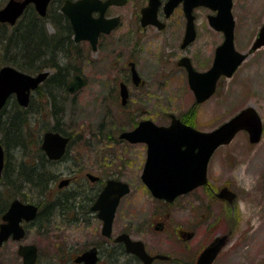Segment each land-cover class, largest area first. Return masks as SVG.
Segmentation results:
<instances>
[{
	"label": "rangeland",
	"instance_id": "obj_1",
	"mask_svg": "<svg viewBox=\"0 0 264 264\" xmlns=\"http://www.w3.org/2000/svg\"><path fill=\"white\" fill-rule=\"evenodd\" d=\"M233 6L235 48L248 52L254 36L264 24V0H233ZM125 11L126 19L131 18L137 11L135 4L130 3ZM96 71L97 68L93 67L89 75L85 73L88 85L73 98L67 96L59 125L74 140L67 161L59 164L58 169L66 173L75 163H82L84 172L100 175L104 179L110 175L128 183L131 191L122 199L116 212L118 216L129 212L137 230L145 224L154 223L156 219L168 225L167 231L175 222H179L185 230H197L194 240L185 245L170 242L172 236L169 232L157 236L152 231L154 233L148 234V241L154 248H161L162 254L190 258L216 234L227 235L231 231L230 242L215 264H264V134L258 144L252 145L248 135L239 132L231 143L218 148L210 159L208 186L185 194L171 204L158 201L150 195L139 177L146 158L145 146L112 144L111 140L103 139L107 135L105 133L128 129L132 122L130 117L120 121L104 120L107 112L101 97L107 93L100 86L104 77L96 76ZM145 91L150 92L147 100L135 102L139 110L135 113H140V121L148 118L156 125H168V114H173L177 118L185 117L198 130L210 131L246 106H252L264 126V47L249 55L231 78L222 80L212 98L201 105L194 106L190 89L181 81L148 87L141 93ZM48 95V92L42 96L36 93L31 99L33 109L42 108L45 111L50 104ZM59 100L57 96L54 98L56 103ZM190 110L193 113L189 115ZM42 123L53 126L49 118ZM224 187L237 195L232 204L215 196ZM49 226L40 231L30 228L21 241L38 248L40 264L58 263L61 257L66 260L68 238L75 234L72 243L79 240V231L69 229L62 221H53ZM19 243L10 240L0 248V264H22L16 249Z\"/></svg>",
	"mask_w": 264,
	"mask_h": 264
},
{
	"label": "flooded vegetation",
	"instance_id": "obj_2",
	"mask_svg": "<svg viewBox=\"0 0 264 264\" xmlns=\"http://www.w3.org/2000/svg\"><path fill=\"white\" fill-rule=\"evenodd\" d=\"M65 1L50 0L46 11L47 17L39 16L41 19L46 17L42 23H44L43 26L45 27L47 37L50 39L48 41L50 49L33 52L29 59L30 63H28L33 72L25 73L32 76L44 72L48 74L43 82L32 92L30 101L34 93L42 96L45 92H51L60 99L59 104L63 106L65 112L67 96H72L73 98L74 95L78 94L80 89L86 87L88 85V79L85 73L89 75L91 73L90 69L96 67V76L104 77V79L100 80V86L107 93L101 97V101L107 112L104 120L112 119V121H120L124 117H130L129 120L132 122V126L128 129H115V131L105 133L107 135L103 139H108L109 142L111 140L112 144H143H133L120 138V135L124 131L134 130L140 121L138 119L140 113H135L139 112L135 106V102L139 99L145 100L150 93L149 91L141 93L142 90L152 86H165L167 83L175 81H181L188 86V68L190 67L198 73H204L210 70L215 65L216 50L224 42V33L217 31L211 25L210 16L214 14L211 7L206 4H198L197 1L194 2L195 4H186L187 0H174V4L172 5L170 1L173 0H158L157 6L149 11L151 17H142V11L149 6L150 0H113V3L108 6H103L101 11L99 9L92 11V19L97 20L101 17L102 23L99 22L98 28L96 30H89V37L75 41V35L69 18L66 14L62 13ZM68 1L74 3L79 0ZM99 1L103 4L108 2V0ZM130 3L135 4L137 11L133 12L131 18L126 19L127 12L125 10ZM30 6L34 9L32 4ZM185 7L191 9V33H188L189 21ZM48 13L50 16H48ZM23 14L24 12L14 25L19 23L20 19L24 16ZM151 18L152 21L154 20L153 22L143 23V21H150L148 19ZM59 20L66 26L64 31L58 25L60 23ZM234 28L233 40H236V23ZM19 60H22V56L19 57ZM152 73H155V75H152ZM77 76L83 79L85 84L73 93L69 90V84ZM57 79L64 81L63 87L54 85ZM224 79H227L225 75L218 78L213 95ZM188 88L190 89L189 86ZM123 91L125 97L122 99ZM194 106H197L195 102ZM41 109L35 108V110L43 111ZM192 113L193 111L190 110L188 114L190 115ZM170 115L168 114V117ZM61 120L62 118L58 121V125ZM54 122L52 119L53 126ZM46 131L40 135V148L43 138L42 135ZM51 131L69 138L66 151L59 160L47 158L42 148L41 150L46 159L56 163L54 169L57 170L58 174L60 173L59 179L55 182L54 190H63L64 195L67 196L68 193L65 190L73 188L72 191L75 194L73 201L75 210L72 213L64 211L62 222L69 229L74 228L79 231L77 233L79 238L77 243H72L75 234L70 235L68 238L70 242L65 245L69 252V254L66 252L67 259L65 260V258L61 257L58 263L54 262L53 264H84L83 262H76L75 260L85 253V251L91 249L96 250V264H144V261L135 253L127 252V244H125L127 238L143 244L145 253L150 258L148 264H197L200 255L219 233L213 236L207 245L197 249L193 256L183 259L169 253L162 254L161 248H154L148 241L150 240L148 234L150 236L152 231L156 232L157 236L165 233V231L169 232L170 236H172L170 242H175V245H179V243L185 245V243L194 240L197 230H185L179 222L173 223L167 231L168 225L156 219L154 223L145 224L143 225L144 227L142 226V228L137 230L134 228L133 216L129 212L128 214L118 216V212L115 211L116 213L111 221L110 231L105 235L103 233L104 223L99 217L98 212L93 211L92 207L99 194L103 191L102 189L106 182L108 180L120 179L117 177L113 178L110 175L104 179L100 175L84 172L85 168L82 163H75L74 167L70 168L66 173L60 171L57 166L67 161L74 137L70 133L67 134L64 130L65 134L59 131ZM143 145L146 151L147 145ZM4 164L5 161L0 171V177L3 173ZM89 175L94 179H90ZM64 180H68V183L59 188L60 182ZM4 194L3 196L0 191V206L4 208L0 212V224L3 223L4 214L10 207L11 202L16 199L22 204L36 206L37 211L35 219L28 222L25 220L20 222V226L24 230L23 237L16 241L10 236L1 247L6 245L10 240L16 243L20 242L18 245H29L30 243L23 244L21 241L24 239L26 233L29 232L30 228L38 229L33 223L38 217L40 207L30 201L25 202L19 197L12 198L7 192ZM123 198L120 199V202ZM63 202L67 204L68 200L64 199ZM91 235H94V237L91 238ZM230 235L231 231L227 235L220 234V236L225 237L223 248L229 244L230 241L228 239ZM146 236L147 239H145ZM219 255L211 264H215ZM38 258L39 250L37 252ZM37 263L40 264L39 259Z\"/></svg>",
	"mask_w": 264,
	"mask_h": 264
},
{
	"label": "water",
	"instance_id": "obj_3",
	"mask_svg": "<svg viewBox=\"0 0 264 264\" xmlns=\"http://www.w3.org/2000/svg\"><path fill=\"white\" fill-rule=\"evenodd\" d=\"M50 0H7V3L0 9V23L14 25L21 16L26 6L34 4L38 15L45 16V12ZM197 1L201 5H209L217 13L210 16L211 25L214 29L224 33V42L217 48L215 65L211 70L204 73H197L190 67L188 86L193 92L196 104L209 99L215 90V83L220 75L227 77L233 75V71L243 62L247 56L246 53H239L233 47L234 18L231 14V0H187V4H195ZM62 13L66 14L72 25L75 41L81 38L89 37L88 31L98 28L101 17L97 20L92 19V11L113 3L108 0L103 4L99 0H79L74 3L65 1ZM196 3V4H197ZM101 4V5H99ZM158 0H150L149 6L142 11V17H149V11L154 9ZM172 5V2L170 3ZM186 8V15L189 21L188 33H191V19L189 7ZM151 17V16H150ZM150 21L153 22L152 18ZM102 23V22H101ZM264 46V25L255 37L254 44L250 48V53L256 48ZM47 72L36 76H30L24 72L17 71L12 66L0 67V111L7 99L15 95L18 105L27 107L30 92L43 82ZM84 80L79 76L75 77L69 84V90L76 92L78 88L84 86ZM125 97L122 92V99ZM171 122L169 126L155 125L152 121H141L134 130L124 131L120 135L121 139H126L130 143L141 142L147 145L146 161L140 175L144 185L156 199H163L171 203L176 197L193 191L199 186L207 184V166L208 161L214 154V150L219 146L228 144L239 131L248 133L250 143L256 144L260 140L263 132L260 116L252 106L236 113L233 118L225 121L222 125L214 128L212 131H199L192 126H188L181 120L170 115ZM41 148L47 158L59 160L65 153L68 137L60 133L46 131L42 135ZM3 150L0 146V171L3 167ZM1 173V172H0ZM90 179L92 176L89 175ZM68 180L61 181L59 188L66 185ZM103 191L95 200L92 210L97 211L99 217L104 223L103 233L107 235L110 231L111 221L115 215V210L119 204V199L130 191L128 184L119 180H108L104 185ZM219 199L232 203L236 195L228 188H222L216 193ZM37 207L31 204H22L19 200L11 202L10 207L5 212L3 223L0 224V247L9 237L18 241L24 235V230L20 222H26L35 219ZM224 238H217L214 243L208 246L197 264H211L212 260L219 253V247ZM127 252L135 253L144 264L150 262L146 255L143 244L137 241H131L127 238ZM17 254L21 257L22 264H38L35 245H18ZM76 262L84 264H96V250L85 251L77 257Z\"/></svg>",
	"mask_w": 264,
	"mask_h": 264
},
{
	"label": "trees",
	"instance_id": "obj_4",
	"mask_svg": "<svg viewBox=\"0 0 264 264\" xmlns=\"http://www.w3.org/2000/svg\"><path fill=\"white\" fill-rule=\"evenodd\" d=\"M7 0H0V8ZM23 18L14 26L0 23V66L8 65L18 71L32 73L30 56L40 50H49L43 19L37 15L33 7H27ZM48 16L50 14L48 13ZM60 18V17H59ZM64 31L66 26L61 23ZM22 56V60L19 57ZM64 81L57 79L55 86L63 87ZM40 89V88H38ZM50 103L45 111L33 109L31 101L27 107H20L14 97L5 102L0 112V144L4 150V168L0 177V186L3 193L10 197H19L23 201L37 204L40 209L34 221L38 230L50 228L53 221H62L64 211L72 213L75 210L73 188L54 190L60 173L54 169L56 163L46 159L40 148V135L46 130L65 132L58 125L63 116V106L54 101L55 96L48 92ZM36 93L33 94V97ZM53 119L54 126L42 123L46 119ZM185 123L191 124L185 117ZM67 199L65 204L63 201ZM4 208L0 206V212Z\"/></svg>",
	"mask_w": 264,
	"mask_h": 264
}]
</instances>
